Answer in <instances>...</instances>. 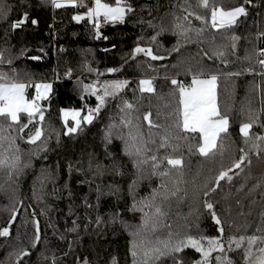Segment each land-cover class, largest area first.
<instances>
[{
	"label": "trees",
	"instance_id": "1",
	"mask_svg": "<svg viewBox=\"0 0 264 264\" xmlns=\"http://www.w3.org/2000/svg\"><path fill=\"white\" fill-rule=\"evenodd\" d=\"M85 2L92 4L94 0ZM105 2L114 3V0ZM7 3L11 6L10 14L6 18L0 14V51L5 54L0 72L11 75L15 69L20 80L50 81L52 91L50 99L42 102L43 128L48 137L46 150L31 156V166L13 182L6 183L0 175V201L6 204L0 209V229L8 225L11 207L18 209L11 235L0 237V264H15V255L10 254L22 247L30 252V256L23 257V264H51L53 256L56 264H80L81 258L91 264H112L113 257L117 264H132L130 232L140 223V213L128 210L132 204L129 188L137 181L139 198L148 195L160 180L158 177L140 179L132 160L124 153L122 141L113 136L106 145V128L118 122L121 99L138 100L142 112L152 111L154 120L159 112L158 122L168 123L178 104V89L171 80L176 79L185 86L200 70L202 77L209 74L219 77L218 104L221 112L230 118L229 131L222 137L223 156L217 155L211 160L196 151V134H190L192 138L187 142L180 141V153L185 161L184 179L188 181L183 187L188 189L189 195L180 202L173 200L168 222L175 228L182 225L183 217L187 216L193 234H197L198 223L203 234L217 235V227L202 205L203 198L192 194L191 181L195 178L197 185L212 181L221 168L230 167L239 158L240 148L249 147L243 143L239 125L247 121L249 105L259 109L264 102V79L257 63L263 58L259 50L264 49V0H251L246 4L247 17H241L233 28L206 32L203 43H187L179 52L170 51L177 40L170 32L158 36V43H153L151 37L156 35L157 26L171 22L173 13L180 14L185 0H129L135 10L127 15L124 23L102 21L99 39L90 22L72 19L77 12L85 11L84 8L55 9L42 0H7ZM215 3L231 8L243 4L244 0H215ZM25 12L29 20L38 22L13 29L12 23ZM213 35L215 46H229L227 63L202 56L201 50L212 54L215 46L209 41ZM231 35L239 37L235 50L230 47V39H226ZM105 36L108 39H104ZM137 45L151 47L165 59L152 61L142 53L133 58ZM33 56L40 59L33 60ZM8 59L11 64L7 63ZM85 63L104 73L100 80L121 79L128 80L129 84L119 96L107 99L92 124L65 135L61 109L82 108L85 112L97 104L94 96L81 98L78 80L91 83L97 79L95 72L86 70ZM108 68L117 71L107 73ZM249 68L254 71L249 72ZM69 70L71 75H68ZM237 72L240 75H228ZM147 77L153 79L156 93L141 98L136 91L138 81ZM21 122L27 123L25 116ZM37 126L35 121L29 123L24 129V138ZM252 132L264 134V129L257 124ZM17 143L27 160L34 146L24 140ZM251 161V165L245 162L241 169H234L232 180L222 181L210 200L223 222L225 237L259 234L255 229L264 220V183L253 188L258 181H264V160L253 153ZM16 201H22V205ZM113 214L118 215L115 222L111 219ZM97 216L102 220L99 225L95 222ZM32 220L40 223V243L35 248L30 246L34 234ZM74 223L79 225L76 233L70 229ZM186 255L189 258L186 264L197 258L191 250H186ZM233 259L236 264H242L239 255L234 254Z\"/></svg>",
	"mask_w": 264,
	"mask_h": 264
},
{
	"label": "snow or ice",
	"instance_id": "2",
	"mask_svg": "<svg viewBox=\"0 0 264 264\" xmlns=\"http://www.w3.org/2000/svg\"><path fill=\"white\" fill-rule=\"evenodd\" d=\"M42 2L50 3L55 9L84 8L85 11L77 12L72 19L77 22L83 20L90 22L95 29L97 39L101 38L102 21L110 24L124 23L127 15L135 10L129 0H114V3L94 0L92 4L86 3L85 0H42ZM250 3L251 0H244L239 6L225 8L215 3V0H185L180 6V14L173 13L169 24L162 23L157 26L158 31L151 37V41L158 43V36L170 32L177 37L176 44L170 50L172 52H179L180 47L187 43H203L206 32L231 29L237 25L241 17H247L248 10L245 5ZM10 11L11 6L8 5L7 0H0V14L6 18ZM29 22L36 24L38 21L29 20L28 13L25 12L12 23L11 27L17 29ZM103 38L108 39L106 36ZM226 39H230V47L235 50L239 37L231 35ZM209 43L216 45L214 35ZM227 47L229 46H215L211 55L203 50L201 54L210 60L220 59L223 63H227ZM141 53L152 61L165 59L164 56L155 54L151 47L140 45L135 47L132 56L135 58L136 54ZM259 55L264 57V49L259 50ZM31 59L39 60L40 57L33 56ZM3 63H5V54L0 51V64ZM7 63L11 64V59H8ZM257 63L260 67V75L264 79V58L258 59ZM85 68L89 73L95 72L97 79L91 83L78 80L81 98L83 99L85 95L94 96L97 104L95 108H87L85 115H82V108L61 109L66 128L65 135L77 133L82 130L83 125L92 124L107 99L119 96L129 84L128 80L121 79L100 80L99 77L104 73L87 63ZM105 71L115 73L117 69L108 68ZM248 71L254 69L249 68ZM68 75H71L70 70ZM228 75H240V73ZM202 76V70L193 74L188 86H184L176 79L171 80V84L178 89V104L168 123L158 122L159 112L155 120L152 111L142 112L138 100L132 102L121 99L118 122L114 121L106 128L104 135L106 145L111 143L113 136L121 140L124 153L132 160L140 179L158 177L160 180L159 185L152 188L148 195L139 198L136 196L137 181H133L129 188L132 204L128 210L140 213V223L132 227L130 232L132 264H186L189 259L186 250L197 254V258L191 259L190 264H236L233 259L234 254L240 256L242 264H264V220L255 229L259 234H233L225 237L223 222L217 215L214 204L210 202L221 182L232 180L234 169H241L245 162L251 165L253 153L264 160V134L252 132L254 125L257 124L264 129V102L259 109L249 105L246 110L247 121L239 125L243 143L249 146L247 150L240 148L239 158L230 167L221 168L212 181H206L203 185H197L195 178L191 181L193 196L203 198L202 205L208 210L218 234L215 236L203 234L198 223L197 234H193L187 216L183 217L185 222L175 228L168 222L173 200L180 202L189 195L188 189L183 187L188 181L184 179L185 161L183 154L180 153V141L187 142L192 138L190 134H196L198 139L196 151L200 156L211 160L217 155L224 154L222 137L229 131L230 118L221 112L217 101L219 77L215 74H209L206 78ZM18 77L19 74L15 69L12 70L11 75L8 72H0V175H3L6 183L13 182L16 177L22 175L25 169L31 166V156L38 155L47 148L45 140L48 137L45 136L43 128L45 116L42 102L50 99L52 84L34 83L30 79L24 81ZM30 87L35 89V95L31 98L26 95ZM136 91L141 98L145 94H155L153 79H140ZM22 114L26 117L27 123L21 122ZM69 120L72 122L71 126ZM33 121L39 126L35 127L25 139L24 129ZM18 140H24L34 146L27 160L24 159ZM188 151H192L191 145ZM261 183L264 181H258L253 188L259 187ZM97 191L99 192V188ZM16 203L22 205V201ZM17 215L18 209L13 205L10 209L8 225L0 229V237L7 238L11 235V226L16 221ZM117 218V214L111 217L113 222ZM196 219L198 220L199 217L197 216ZM95 222L99 225L102 220L97 216ZM32 224L34 234L30 246L35 248L40 243V223L39 220H32ZM69 250L71 251V245ZM10 255H15V264H23V257L30 256V252L22 247ZM51 264H56L55 256L52 257ZM80 264H91V261L81 258ZM112 264H117L115 257L112 258Z\"/></svg>",
	"mask_w": 264,
	"mask_h": 264
},
{
	"label": "rangeland",
	"instance_id": "3",
	"mask_svg": "<svg viewBox=\"0 0 264 264\" xmlns=\"http://www.w3.org/2000/svg\"><path fill=\"white\" fill-rule=\"evenodd\" d=\"M264 58V57H263ZM148 78V77H147ZM143 79V78H142ZM24 81H26V80H24ZM40 82H44V83H51L52 84V82H50V81H35L34 83H40ZM51 94V93H50ZM26 95L29 97V98H31L32 96H34L35 95V89L34 88H32V87H30V88H28L27 89V91H26ZM63 109H65V108H63ZM86 112L87 111H82V115H85L86 114ZM62 114V113H61ZM24 115L22 114V116H21V119H22V117H23ZM63 119V118H62ZM71 124H72V122H71V120H69V126H71ZM9 201V200H8ZM9 204V203H8ZM5 203L4 204H2V202L0 201V209H2V208H4L5 207ZM71 231L72 232H74V233H76V232H78V230H79V225L77 224V223H74L72 226H71Z\"/></svg>",
	"mask_w": 264,
	"mask_h": 264
},
{
	"label": "crops",
	"instance_id": "4",
	"mask_svg": "<svg viewBox=\"0 0 264 264\" xmlns=\"http://www.w3.org/2000/svg\"><path fill=\"white\" fill-rule=\"evenodd\" d=\"M202 78H206V77H202ZM191 83V82H190ZM217 101H218V91H217Z\"/></svg>",
	"mask_w": 264,
	"mask_h": 264
},
{
	"label": "built area",
	"instance_id": "5",
	"mask_svg": "<svg viewBox=\"0 0 264 264\" xmlns=\"http://www.w3.org/2000/svg\"><path fill=\"white\" fill-rule=\"evenodd\" d=\"M249 72H253V71H249ZM190 83H188L187 85H185V86H188Z\"/></svg>",
	"mask_w": 264,
	"mask_h": 264
}]
</instances>
